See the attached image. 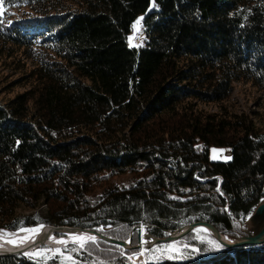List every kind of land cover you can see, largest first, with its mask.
Wrapping results in <instances>:
<instances>
[{
  "label": "trees",
  "instance_id": "1",
  "mask_svg": "<svg viewBox=\"0 0 264 264\" xmlns=\"http://www.w3.org/2000/svg\"><path fill=\"white\" fill-rule=\"evenodd\" d=\"M0 4V50L11 66L32 64L26 88L0 99V229L66 226L126 241L136 226L161 239L205 222L237 241L264 228V131L250 116L198 107L228 101L235 83L264 91V0ZM22 8L34 18L7 23ZM138 18L144 43L129 48ZM212 147L230 148V161H211ZM200 240L185 260L144 264H264V242ZM134 252L97 240L69 247L71 260L0 264H131L123 254Z\"/></svg>",
  "mask_w": 264,
  "mask_h": 264
},
{
  "label": "rangeland",
  "instance_id": "2",
  "mask_svg": "<svg viewBox=\"0 0 264 264\" xmlns=\"http://www.w3.org/2000/svg\"><path fill=\"white\" fill-rule=\"evenodd\" d=\"M4 13H5V9L2 8L0 4V22L5 21ZM33 18L34 17L30 14L28 9L22 8V9L10 11L7 23H11L13 25L14 24L22 25L23 23L27 22L28 20H32ZM138 20L140 21V23L139 25H136V22ZM134 25H136V27H133ZM130 38H131V41H130ZM143 43H144V33H143V28H142V20L138 18L132 25L131 33L127 38V44L129 48H138L142 46ZM10 52L12 53V55L16 56L17 58L23 59L22 55L20 54L21 51L18 50L16 53H14L15 50H11ZM9 63L10 62L9 60H7L6 54L3 53L1 49L0 50V99L1 100L9 99L16 94L21 93L26 88V87L21 86L22 81L20 80V78L24 77L32 67L31 66L32 64L30 62L21 63L19 66H17L16 64L14 66H11ZM25 65L26 67L24 69L22 68L23 70L16 71L18 67H22ZM219 106L225 107L227 111L232 114H244V115L250 116L253 119L255 125L261 131H264V91L253 87L249 83H243V82L235 83L233 84L232 95L230 96L228 101L224 102L223 104H220V105L199 104L198 105L199 108L209 113L219 112V110L221 109ZM209 159L213 162H222V163L229 162L231 159V149L227 147H222V148L212 147L209 150ZM123 179L126 180V178H123ZM44 209H45L44 206H42L38 208L34 212V214L44 215ZM62 227H66V226H62ZM139 227H141V230H142L141 233L138 235L136 232H133L132 230L131 233L129 234L128 239L126 240V241H128L129 239L131 240L130 245L132 247H135L138 244L139 245L141 244V249L139 248V249L130 250L131 252L136 251L132 253L131 255L123 254V256L126 257L130 261L131 264H144L145 257L147 255H149V259H153V260L157 259L156 261L172 260L178 257H179L178 259L180 260H185L186 255L195 253V247H193L194 242H197L198 239L199 241H201L200 239L204 238L205 234L212 237L207 231L198 232V230H204V229H196V231L191 234L192 235L191 238H188L185 241L179 242V240L181 239L180 238L179 240L172 242V243L157 244V243H154L153 241V239H156V238L149 234L148 227H145V226H139ZM72 228H76V227H72ZM150 229H152V227ZM249 229H247V231ZM0 230H3V229H0ZM22 230H26V229H22ZM22 230H19V231H22ZM4 231H6L5 233H9V231L7 230H4ZM11 233H15V232H11ZM173 233L175 232H166L165 234L167 237V235H170ZM57 238H62V237L57 236ZM225 239L234 242L233 240L229 238L225 237ZM89 241H93V240H89ZM96 241L97 240H94L91 243H96ZM133 241L135 243H132ZM87 243H90V242H87ZM87 243L83 244V247L78 246L77 244H68L60 248L50 247L46 245V246H42L40 249H37L31 252L30 254L26 256L32 257L33 259H41V258H44L45 256H49V257L62 256L65 260H71L70 254L67 253V249L69 247H74L78 250H83L84 246ZM34 244H41V243H34ZM42 245H45V244H42ZM169 246H172V248H174L175 251L166 250L169 248ZM130 251H124V252H130Z\"/></svg>",
  "mask_w": 264,
  "mask_h": 264
},
{
  "label": "water",
  "instance_id": "3",
  "mask_svg": "<svg viewBox=\"0 0 264 264\" xmlns=\"http://www.w3.org/2000/svg\"><path fill=\"white\" fill-rule=\"evenodd\" d=\"M257 214L258 215H262L264 217V203L262 205H260L257 209ZM42 228L46 227V228H50L54 231L57 232H61V230H66V234L68 236H75L77 238H94V240H103L106 241L109 244L112 245H116L118 247H120L123 251H130L133 249H139L140 245L138 244L135 247H132L130 245L131 240L129 239L128 241H116V240H112L109 238H106L102 235H100L97 232H94L92 230H85V229H80V228H72V227H58V226H46V225H41ZM36 228V227H34ZM34 228H30V229H34ZM194 229H204L206 230L212 237L215 238V240L217 242H219L222 246L226 247V248H237V247H248V246H253V245H258L261 242H264V228L255 236H249L243 239H239L237 241H234L232 244H227L223 241V236L217 231L216 228H214L212 225H210L209 223H205V222H195L192 223L186 227H184L183 229H181L178 232H175L173 234L167 235V237L165 238H161V239H153L154 243L157 244H167V243H172L175 242L177 240H179L180 238H182L183 236H185L187 233H189L190 231L194 230ZM141 227L136 226L133 228V232H136L138 235L141 233ZM0 232H6L4 230H0ZM11 233V232H9ZM56 233V232H55ZM62 233V232H61ZM92 240V239H90ZM87 242H93V241H87ZM86 242V243H87ZM72 244V243H71ZM42 247L41 244H34L32 243V245L26 246L23 248V250H18L16 252L13 253H0V257H8V256H17V255H23L26 256L28 254H30L31 252L40 249Z\"/></svg>",
  "mask_w": 264,
  "mask_h": 264
},
{
  "label": "bare ground",
  "instance_id": "4",
  "mask_svg": "<svg viewBox=\"0 0 264 264\" xmlns=\"http://www.w3.org/2000/svg\"><path fill=\"white\" fill-rule=\"evenodd\" d=\"M61 232H57L46 227L42 228L41 226H38L34 229H26V230L18 231L15 233L0 232V253H13L18 250H23L24 247L32 245V243H41V245L45 244L42 246L48 245L50 247H59V248L71 243L81 246L80 238L71 235L68 236L66 234L67 232L66 230H61ZM57 236H60L62 238H57ZM89 240L90 239L88 238L84 239L83 244H85ZM13 241L15 243H12ZM59 241H64V242L61 243ZM223 241L227 244L233 243L232 241L225 239L224 236H223ZM140 249H141V244H140Z\"/></svg>",
  "mask_w": 264,
  "mask_h": 264
},
{
  "label": "snow or ice",
  "instance_id": "5",
  "mask_svg": "<svg viewBox=\"0 0 264 264\" xmlns=\"http://www.w3.org/2000/svg\"><path fill=\"white\" fill-rule=\"evenodd\" d=\"M139 23H140V21L138 20V21L136 22V25H139ZM136 25H134L133 27H136ZM130 41H131V38H130ZM32 231H35V230H32ZM199 231H206V230H198V232H199ZM84 239H85V238H83V237L80 238V240H81V247H83V240H84ZM88 239H92V240L94 241V238H88ZM59 242L63 243L64 241H59ZM12 243H15V242L13 241ZM207 243H208L209 245L214 246V247H219L218 244H215V242H213V241H211V240L207 241ZM166 250H169V251H175V249L172 248V246H169V248L166 249Z\"/></svg>",
  "mask_w": 264,
  "mask_h": 264
}]
</instances>
